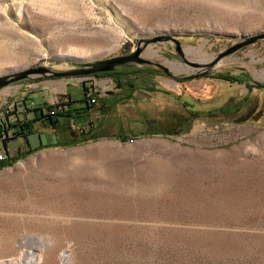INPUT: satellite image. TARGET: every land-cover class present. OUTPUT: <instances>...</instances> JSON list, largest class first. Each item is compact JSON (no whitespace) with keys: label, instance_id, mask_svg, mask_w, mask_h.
Masks as SVG:
<instances>
[{"label":"rangeland","instance_id":"374dc122","mask_svg":"<svg viewBox=\"0 0 264 264\" xmlns=\"http://www.w3.org/2000/svg\"><path fill=\"white\" fill-rule=\"evenodd\" d=\"M214 1L0 0V76L138 46L175 76L135 65L0 89L19 125L0 169V264H264V41L190 80L174 43L206 62L264 33V0ZM40 112L53 125L25 128Z\"/></svg>","mask_w":264,"mask_h":264},{"label":"water","instance_id":"95a60500","mask_svg":"<svg viewBox=\"0 0 264 264\" xmlns=\"http://www.w3.org/2000/svg\"><path fill=\"white\" fill-rule=\"evenodd\" d=\"M155 40L174 41L170 37H162L159 39L158 38L153 39L151 40V42ZM261 41H264V33L243 37L238 42L220 51L215 56H213L209 61L206 62L187 61L184 58L178 43L176 41H174V43L176 44V52L178 53L181 61L185 63L187 66L191 67L192 70H194V72L191 75H187L184 77V79L190 80L197 78L199 76H204L209 74L212 71L215 64H217V62H219L221 59L231 56L232 54H234L235 52L241 50L246 46ZM145 43H147V41H145ZM140 54H141V48L138 46L135 51L127 55L111 57L108 59L97 60L93 62L80 63L75 68L65 71H52L46 67L29 68V69H23L21 71L16 70L15 72L0 76V89L8 85H12L24 81L25 79L31 78L32 76H42V77H52V78L88 76L96 73L112 72L124 68H130L135 65H152L159 68L167 76L175 77L173 74L170 73L167 67L159 63H154L147 59H143L140 56ZM258 86H261V84H258Z\"/></svg>","mask_w":264,"mask_h":264},{"label":"built area","instance_id":"2783aa9c","mask_svg":"<svg viewBox=\"0 0 264 264\" xmlns=\"http://www.w3.org/2000/svg\"><path fill=\"white\" fill-rule=\"evenodd\" d=\"M32 104L33 103L30 102L28 108H31ZM19 112L22 114L25 113L24 110L22 109ZM22 114L21 117L24 118ZM14 122H15V118L11 115L9 111L5 110L0 113V162H4L7 159V148L5 143L13 137L15 128L19 126V125H15ZM23 123L24 120L20 118L19 124H23Z\"/></svg>","mask_w":264,"mask_h":264},{"label":"crops","instance_id":"0c3cea01","mask_svg":"<svg viewBox=\"0 0 264 264\" xmlns=\"http://www.w3.org/2000/svg\"><path fill=\"white\" fill-rule=\"evenodd\" d=\"M73 80V79H72ZM76 82H71V83H67V81H66V85L68 84V85H70V87L71 86H73V85H75L76 86V84H75ZM43 87H44V85H43ZM47 87V86H46ZM84 86H82L81 87V89L83 88ZM42 88V87H41ZM80 89V88H79ZM44 93H37V94H35V95H38V96H42L41 97V99H38V100H41L40 102L42 103L43 102V100H46L48 103H52V102H54L55 101V99H53V98H46L44 95H43ZM67 96H68V98H69V112H71L72 110H73V112H72V114L73 113H78V114H76V115H78L79 117H80V115L82 114V113H80V111H75L76 109H74L75 107L72 105V102L73 101H75V100H72V97H71V95L69 94V93H67ZM67 98V99H68ZM80 99H78L77 101H79ZM40 102H37L38 104L40 103ZM72 105V106H71ZM77 106H80V107H78V108H82V104H77ZM72 107H74V108H72ZM85 110V112H87L89 109H84ZM72 114H70L71 116H69V115H67V114H64V115H62V117H64V118H68V117H74ZM86 113H84V115H85ZM37 116V115H36ZM61 117V118H62ZM32 118V117H31ZM71 119V118H70ZM66 119H64V120H60L59 119V122H63V121H65ZM36 124H40L41 126L40 127H42L43 129H49L48 127H49V125H48V123L47 122H45V120H38L37 119V121H36ZM63 124H64V126H67V124H66V122H64V123H60L59 124V126H63ZM34 127V126H33ZM34 129V128H33ZM34 131V130H33ZM33 135V134H35V133H33V132H31V133H28V135ZM28 135L26 136V139H27V142H28V145L30 144V145H32L31 143H30V141H29V139H28ZM40 135V134H39ZM25 143V142H24ZM21 144H23V143H21Z\"/></svg>","mask_w":264,"mask_h":264},{"label":"bare ground","instance_id":"6f19581e","mask_svg":"<svg viewBox=\"0 0 264 264\" xmlns=\"http://www.w3.org/2000/svg\"><path fill=\"white\" fill-rule=\"evenodd\" d=\"M210 1V3L212 4V5H218V6H220V4H218V2H216V1H214V0H209ZM187 53H191V54H193L196 58H194L193 60H196L197 58H203V53L201 52V48L200 47H198V48H188L187 49ZM145 55H147V56H151V55H155V53H153V52H151L150 50H146L145 51ZM72 58H74V57H72ZM86 58V57H85ZM212 57H208V58H206V57H204L203 58V60L204 61H209L210 59H211ZM74 59H76V58H74ZM197 61V60H196ZM170 66H171V69L174 71V72H178V71H181V68H180V66L179 65H176V64H170ZM102 74V73H101ZM29 122V121H28ZM28 125V124H27ZM34 198H36V199H39V198H37V195L36 194H34V195H30V197H29V200L28 199H24V200H22V201H24V202H28V201H30V202H34L35 201V199ZM40 202V201H39ZM42 202H44V201H42ZM62 258H65V257H62ZM36 259H38V258H36ZM9 264H24L23 263V260H20V259H18V260H15V261H11V262H9Z\"/></svg>","mask_w":264,"mask_h":264},{"label":"trees","instance_id":"16d2710c","mask_svg":"<svg viewBox=\"0 0 264 264\" xmlns=\"http://www.w3.org/2000/svg\"><path fill=\"white\" fill-rule=\"evenodd\" d=\"M100 75H102V76H107V77H111L112 76V73H104V74H100ZM216 78H218V79H220V80H226V81H229V80H231V81H234V82H237V81H240L239 79H235V78H233V77H230V76H226V75H217V77ZM40 115V119H38V120H45V122H47L48 123V125H53V119H52V116H50V115H44V113H39ZM57 118H59V117H61L62 116V114H57V115H55ZM57 120V119H56ZM37 121V119H36V117L35 116H33V118L29 121L30 122V124H28V125H26L25 126V128H27V129H29V127H31V123H34V122H36ZM76 140H73L72 141V143H74ZM19 159V157H15V158H12V159H10V160H18ZM9 163V161L7 162V161H4V162H0V169L1 168H3V167H6L7 165H9L8 164Z\"/></svg>","mask_w":264,"mask_h":264},{"label":"flooded vegetation","instance_id":"af4514ba","mask_svg":"<svg viewBox=\"0 0 264 264\" xmlns=\"http://www.w3.org/2000/svg\"><path fill=\"white\" fill-rule=\"evenodd\" d=\"M115 72V71H114ZM201 77V76H200ZM197 78H199V77H197ZM197 78H194V79H197Z\"/></svg>","mask_w":264,"mask_h":264}]
</instances>
